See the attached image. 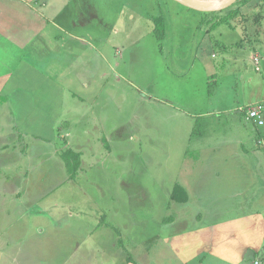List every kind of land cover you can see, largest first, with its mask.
I'll list each match as a JSON object with an SVG mask.
<instances>
[{"label": "rangeland", "instance_id": "rangeland-1", "mask_svg": "<svg viewBox=\"0 0 264 264\" xmlns=\"http://www.w3.org/2000/svg\"><path fill=\"white\" fill-rule=\"evenodd\" d=\"M65 9L51 15L66 24L64 37L76 51L62 60L57 80L86 103L63 95L62 113L73 118L64 123L58 146L63 154L81 153L79 174L70 179L64 157L62 169L33 161L2 166L0 233L16 242L18 264H169L172 248L161 238L177 214L174 191L190 177L210 182L250 173L247 158L232 148L201 154L196 169L187 162L198 160L204 148L235 140L239 127L256 143L255 126L231 105L264 100V63L256 72L253 51L231 28L234 21L218 23L228 8L201 12L175 0H74ZM157 18L164 20L162 40ZM203 51L216 57L203 63ZM11 123L0 117V131ZM252 169L262 175L261 168ZM8 171L14 183L5 181ZM27 171L30 178H24ZM254 192L232 202L256 204ZM203 202L196 199L195 207L204 212ZM222 202L231 201H216L224 211ZM195 220L182 223L191 227ZM178 245L183 253L181 235Z\"/></svg>", "mask_w": 264, "mask_h": 264}, {"label": "crops", "instance_id": "crops-1", "mask_svg": "<svg viewBox=\"0 0 264 264\" xmlns=\"http://www.w3.org/2000/svg\"><path fill=\"white\" fill-rule=\"evenodd\" d=\"M72 1L74 0H0V117L12 119L8 129L0 131L5 136L3 139L1 137L0 155L9 149L0 156L3 158L0 160L1 172L2 166L10 169L14 165H25L30 161L37 162L39 167L48 170L57 167L62 169L64 166L63 149L58 146L59 135L67 128L64 123H68L73 117L62 113L65 102L63 95L68 92L57 80V73L62 60L71 58L70 52L76 50L73 48L74 43L65 39L64 36L69 35L68 29L59 16ZM227 10V14L218 23L230 24V21H234L231 28L238 32L240 42L242 38L248 42L254 54L253 62L259 67L256 72H261V65L264 63V0H237ZM236 10V15L228 17ZM57 12L59 16L54 19L51 14ZM257 15L261 16L256 20ZM71 38L87 46L84 38L76 34L71 35ZM202 57L203 63H206L208 58L216 55L203 51ZM210 73L214 75L213 67ZM68 97L74 102L86 103L84 99L79 101L69 94ZM258 102L264 103V100H253L245 106L237 103L231 106L242 113L246 122L252 123L246 119L241 108ZM227 109L222 108L221 113H227ZM30 124L32 127L38 126L33 130L34 128L26 127ZM253 125L257 132L256 143L251 131L239 127V137L235 140L213 148L214 150L204 148L195 162H191L189 158L190 162L187 163L190 165L187 166L196 169L203 163L199 161L201 154L203 156L219 149L227 151L232 148L238 158L242 157L244 162V157L247 158L246 167L250 173L245 179L217 177L210 182L204 177H188L177 188L182 189L177 199L171 197L177 214L165 225L168 236L161 238L162 243L167 241L172 248V253L168 254L169 264H253L254 260L247 259L250 251L254 253L255 259L261 253L264 254V160L261 158L264 155V126L259 128L254 123ZM253 167L261 168L262 175H254ZM29 173L27 171L24 178H30ZM6 175L8 178L5 181L15 182L14 173L8 171ZM70 179L73 178L70 176ZM225 183H229L230 187L224 189ZM252 190H255L254 201L257 200L258 203L241 202L240 205H235L232 202L233 199H243ZM16 197L23 200L22 192L18 191ZM196 199L204 201L200 205L204 212L195 207ZM220 200L231 201L229 205L223 202L219 204L224 211L216 203ZM188 219H196L191 227L182 223ZM180 235L183 237V253L179 249L176 251ZM15 245L13 239L0 233V264H18ZM159 245L157 251L161 250L158 249Z\"/></svg>", "mask_w": 264, "mask_h": 264}, {"label": "trees", "instance_id": "trees-1", "mask_svg": "<svg viewBox=\"0 0 264 264\" xmlns=\"http://www.w3.org/2000/svg\"><path fill=\"white\" fill-rule=\"evenodd\" d=\"M247 1V0H244ZM237 10L234 11L233 13H231L230 15H228V17H230L231 15H236ZM261 15H257V18H255L256 20L260 18ZM155 21L156 27H155V32L156 35L159 39H163L164 38V20L162 18H157ZM163 28V29H162ZM63 157L68 161L67 162V168L68 171L71 175L72 178H75L78 174H79V169L81 166V153H76L73 152L72 150H68L63 154ZM182 191V189H179ZM178 189H176L174 191V195H173V199H177V195H178Z\"/></svg>", "mask_w": 264, "mask_h": 264}, {"label": "water", "instance_id": "water-1", "mask_svg": "<svg viewBox=\"0 0 264 264\" xmlns=\"http://www.w3.org/2000/svg\"><path fill=\"white\" fill-rule=\"evenodd\" d=\"M179 4L193 10L201 12H217L230 7L237 0H175ZM248 260H255V255L252 251L248 253Z\"/></svg>", "mask_w": 264, "mask_h": 264}, {"label": "built area", "instance_id": "built-area-1", "mask_svg": "<svg viewBox=\"0 0 264 264\" xmlns=\"http://www.w3.org/2000/svg\"><path fill=\"white\" fill-rule=\"evenodd\" d=\"M241 111L245 113L246 119L254 123L257 127L262 128L264 126L263 102H258L246 108H241ZM253 264H264V259L256 258Z\"/></svg>", "mask_w": 264, "mask_h": 264}, {"label": "bare ground", "instance_id": "bare-ground-1", "mask_svg": "<svg viewBox=\"0 0 264 264\" xmlns=\"http://www.w3.org/2000/svg\"><path fill=\"white\" fill-rule=\"evenodd\" d=\"M211 1H216V0H211Z\"/></svg>", "mask_w": 264, "mask_h": 264}]
</instances>
